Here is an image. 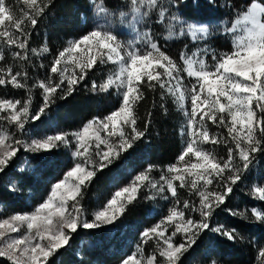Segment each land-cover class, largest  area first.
Instances as JSON below:
<instances>
[{
  "label": "snow or ice",
  "instance_id": "snow-or-ice-1",
  "mask_svg": "<svg viewBox=\"0 0 264 264\" xmlns=\"http://www.w3.org/2000/svg\"><path fill=\"white\" fill-rule=\"evenodd\" d=\"M88 2L95 18L92 29L69 39L47 67V76L33 79L30 67L45 68L33 58L42 60L50 49L47 43L30 47L31 36L54 0H0V62L5 51L17 62L0 66V87L24 89L26 94L23 100L0 97V174L21 149L39 155L64 148L73 165L32 211L2 216L0 207V258L10 264H56V255L74 233L115 226L145 190L144 199L172 203L166 215L140 233V243L121 264H183L206 232L232 243L243 241L235 228L212 226V219L264 156V0L227 5L232 20L220 21L215 31L209 23L184 16L181 6L189 0H124L115 9L104 0ZM191 6L198 8L200 0H191ZM124 35L130 39H122ZM217 35L230 41V50L211 46ZM179 41L186 42L174 58L168 45ZM101 66L111 69L101 83L93 81L90 91L115 89L119 107L74 131L25 138L31 122L41 121L57 98L71 96L89 72ZM34 89L42 98L36 109ZM148 92L159 96L152 109L158 107L166 115L170 100L182 113L180 135L185 139L180 154L159 169L158 179L151 175L155 165L137 173L88 220L82 201L97 174L146 139L153 112H147L141 127L137 109ZM220 145L227 148L226 157L217 155ZM28 165L25 158L17 172L23 174ZM55 166L50 156H39L38 167ZM181 189L195 199L181 200ZM20 190L15 183L9 185L11 192ZM250 194L264 202V186L253 184ZM223 210L264 225V210L258 207ZM150 242L153 250L145 255ZM248 242L256 248L255 264H264V245ZM209 264L220 262L212 258Z\"/></svg>",
  "mask_w": 264,
  "mask_h": 264
},
{
  "label": "trees",
  "instance_id": "trees-1",
  "mask_svg": "<svg viewBox=\"0 0 264 264\" xmlns=\"http://www.w3.org/2000/svg\"><path fill=\"white\" fill-rule=\"evenodd\" d=\"M104 2L110 9L121 6L120 0H104ZM225 2L227 5L238 6L243 0H225ZM8 3H14V0H8ZM212 5L205 0H200V6L193 8L189 0L186 7L181 6V11L184 16L192 18L191 9L196 10L201 7L205 9ZM89 14L88 0H54V5L39 21L30 40V47L35 48H40L47 43L50 54H46L42 60L33 58L34 64L43 63L45 68L30 67L28 69L30 77L44 79L48 74L47 67L53 57L66 46L67 41L79 38L92 29L94 24ZM178 44L171 47L176 49V52L169 53L174 58H178V50L183 48L182 43ZM215 44L221 47L218 40ZM5 57V60L0 62V66L17 63L7 51H5ZM110 69L111 66L97 67L95 71H90L85 81L77 86V91L64 100L57 98L41 121L31 122L27 126L29 136L25 138L40 137L60 131H74L93 117L102 118L119 107L120 98L115 94V89L108 93L90 91L93 81L97 84L101 83ZM31 82L32 80L29 81ZM25 96L24 89H13L11 86L0 87V97L23 100ZM33 97V108L36 109L42 103L39 89L33 90ZM153 100L158 102V93L148 92L146 99L137 109V114L141 117V127L143 121L147 119V112L149 110L153 112L146 139L138 142L135 148L125 153L119 161L99 172L86 190L82 204L88 220L92 219V213L101 208L114 191L126 186L137 173L149 165H155L156 169L151 175L158 179L159 169L174 163L180 154L185 139L180 135L184 117L170 100L167 103L166 115L158 107L152 109ZM210 130L217 131L215 126H210ZM219 131L226 135V131L222 129ZM205 147L212 148L213 146L206 145ZM215 150L217 155L226 157L227 148L223 145L216 146ZM43 155L54 159L56 166L54 168L38 167L39 156ZM25 158L28 159L29 165L26 171L20 174L17 169L23 166ZM259 160V166L238 183L233 194L226 200V204L217 210L212 219V226L221 224L228 228H235L245 239L232 243L217 234L206 232L186 255L183 264H209L212 258H216L220 264H255L256 248L248 241L255 240L257 245H264V225L248 223L239 217L230 215L223 209L243 211L246 208L258 207L264 210V202L257 201L250 194L253 184L264 186V156L259 157ZM72 166L71 154L67 149L60 148L51 153L39 155L26 153L21 149L7 170L0 174L2 216L32 211L47 196L51 185L62 179L64 173ZM14 183L18 185L20 191H9V185ZM145 193L146 190L141 192L139 199L128 207L115 226H105L96 230L79 229L72 235L69 245L56 255V264H120L122 259L132 254L137 244L140 243V233L157 223L162 216L167 214L171 206L172 201L144 199ZM180 198L181 200L195 199L189 197L188 192L183 189L180 190ZM153 247L151 242L145 245V255L151 253ZM0 264H10V262L5 258H0Z\"/></svg>",
  "mask_w": 264,
  "mask_h": 264
},
{
  "label": "rangeland",
  "instance_id": "rangeland-1",
  "mask_svg": "<svg viewBox=\"0 0 264 264\" xmlns=\"http://www.w3.org/2000/svg\"><path fill=\"white\" fill-rule=\"evenodd\" d=\"M205 1L209 2V0H205ZM120 3H121V6H123L124 0H120ZM212 4L213 5L210 8H205L204 9V7H201L200 9H196V10L191 9L190 11H192L193 17L189 18V19H194V20H198V21H201V22L209 23V24L214 26V28H213L214 31H215V26H217L220 21L227 20L230 23L231 20H232L233 14L230 11V9L227 7V4H226L225 0H214V2ZM89 13H90L89 17L92 20V23L94 24L95 23V18L92 15L91 5L90 4H89ZM121 38L122 39H130V36L129 35H124ZM217 40L220 42V46L221 47H219L217 44H215V42ZM184 42H186V41L169 42V45H168L169 53H171V52L175 53L176 52V49H172L171 47L179 45L178 43H182V46H183ZM210 44H211L212 47H214V48H216L218 50H222V51L230 50V47H231L230 41L228 39H226L225 37L219 36V35H217L215 38L211 39L210 40ZM178 52H179V50H178ZM209 60H210V57H209ZM101 67H104V66H101ZM107 67H109V66H107ZM185 81L187 82V77H185ZM114 192L110 195L109 199L114 194Z\"/></svg>",
  "mask_w": 264,
  "mask_h": 264
}]
</instances>
